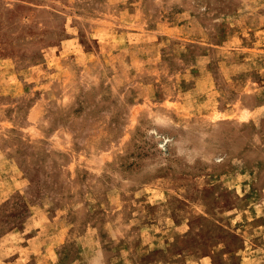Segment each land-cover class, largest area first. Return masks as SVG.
Instances as JSON below:
<instances>
[{
    "label": "rangeland",
    "instance_id": "obj_1",
    "mask_svg": "<svg viewBox=\"0 0 264 264\" xmlns=\"http://www.w3.org/2000/svg\"><path fill=\"white\" fill-rule=\"evenodd\" d=\"M0 264H264V0H0Z\"/></svg>",
    "mask_w": 264,
    "mask_h": 264
}]
</instances>
